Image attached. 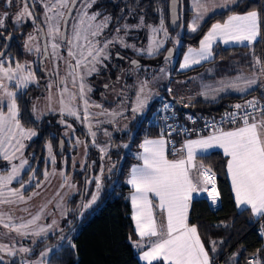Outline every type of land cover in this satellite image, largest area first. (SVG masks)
<instances>
[{
  "label": "snow or ice",
  "instance_id": "6c2138e0",
  "mask_svg": "<svg viewBox=\"0 0 264 264\" xmlns=\"http://www.w3.org/2000/svg\"><path fill=\"white\" fill-rule=\"evenodd\" d=\"M97 0H85V5L78 11L77 21L71 25L72 32L70 36H65L61 32V22L65 26L68 25V17H71L72 8L75 7L76 0H49L44 4L45 21L47 23V36L50 38V47L52 48L51 57L55 59H64L59 56L60 43L55 42L57 38L63 42L67 41V55L74 60L75 63L68 62L67 76L72 77L73 86L79 80V98L83 101V119L81 122H88L91 114L88 112L90 107L89 101L86 98V84L85 77L98 71L96 65L102 64L103 60L109 59V54L106 49L109 45L120 43L123 47H131L138 54L146 52L148 56H155L160 48L163 47L164 40H157L159 33L163 32L165 38L168 37V31L164 26L163 15H161L160 24L158 27L145 25L143 17H141L140 24L137 28L148 27L150 29L149 43L146 49L136 48L135 45H128L122 37H114L110 40H105L100 46V41L96 39L101 36L104 29L108 26L110 17L105 16L103 20L96 23L97 17L101 15L100 12L89 14L87 9L91 8ZM235 0H222V4L217 5L216 0H193L195 16L193 23L188 25L191 32H197L200 20L215 6H227L229 3H234ZM5 6L13 5V0H4ZM176 0H173V12H175ZM66 10V11H65ZM51 12L53 15H48ZM33 13L30 11L26 0H22V8L15 16V23L19 24L22 19L32 18ZM7 13H0V29L5 27V20ZM176 17H173V24H176ZM262 21H264V14L258 13L256 10L247 11L243 15L233 14L228 16L223 23H215L212 25L208 33L200 41L199 50L189 49L188 53L183 58V63L180 65L181 69H187L192 65L200 64L202 61L209 60L212 55L213 44L216 41H222L224 44H245L251 46L257 42V38L261 37ZM33 23L35 20L33 19ZM179 26V25H177ZM125 30L129 28L124 26ZM40 31H43L40 29ZM117 33L120 28L116 29ZM3 36V33H0ZM6 40H11V35L5 37ZM36 37L29 35L25 41L24 48L28 52H36L40 54L41 49L38 45H33L31 42ZM178 43V42H177ZM8 47L7 44L4 45ZM171 55V50H169ZM44 55L47 58V46L44 49ZM119 55V54H117ZM5 56L4 52H0V57ZM122 59V57H120ZM169 57H165L167 63ZM132 64L136 69H139L137 61L133 60ZM255 64L261 66V74L264 75V61L260 59L255 60ZM83 68L84 72H80ZM161 71H164L161 69ZM59 75L58 66L55 72ZM67 76L62 83L64 87L60 89V115L81 120L80 111L73 106V101L76 99L75 93H69L66 86ZM119 79V78H118ZM5 81L13 83L17 91L11 90ZM35 73L31 70L29 64H21L17 62L15 67L8 63L5 66L4 61H0V157L3 160L12 164L14 159H17V153H20L25 147L22 142L24 139H31L36 135V132L31 129H25L21 124L20 108L18 106V91L27 89L29 84L35 83ZM220 87L206 86L209 91L201 92L200 95L206 99L209 93L212 94V99H215L216 94L231 89L236 92L244 93L253 89L257 85L255 78L243 79L237 77L233 81L227 83L220 82ZM49 89L52 85L49 84ZM107 88L108 85H105ZM147 81H141L135 93V100L130 107H122L120 111H112L105 113L112 117L109 123H115L120 118L127 119L126 113L130 111L133 118L138 113L147 109L148 103L151 99L150 91ZM87 91H91L87 88ZM171 93L172 89H168ZM65 93H69V98L66 100ZM24 93H21L23 95ZM127 99V96L124 97ZM192 98H189V102ZM49 112L56 110L51 107L52 97H48ZM183 98H180V102ZM6 102V103H5ZM94 107H102L101 105H91ZM190 104H184V107H189ZM6 107V111L4 108ZM168 104H163L162 108L152 110L151 116L144 112L141 117V126L144 124L158 123L161 117L158 113L169 110ZM234 111L226 113L221 121H227L229 124H236L237 126L231 130H225L218 126L215 121H212V132L207 136H198L196 139L186 140L179 152V158L169 159V152L167 145L171 144V137L175 131L173 125L167 124L168 117H163L165 120V127L161 129L159 138L148 139L145 138L140 144L142 152L137 157L142 161V165L133 167L131 169L130 178L127 183L131 185L134 194L131 196L132 207L135 214L132 219L136 222L137 235L143 239L145 237H156L157 239L151 242L150 250L146 251L141 259L145 260L147 264L153 262H163V264H210L208 251L202 243L198 229L195 225H190L188 222V213L190 202L193 199V193L206 191L211 199L212 204H216L219 199V192L216 190V176L211 167L206 166L203 160L210 157L202 156L200 154L208 153L211 150H222L223 156L227 158V174L231 179L232 190L235 193V201L238 207L246 206L251 208L254 216L264 217V104L257 99L246 101L244 105L236 104ZM251 109V111H249ZM33 106V112H35ZM174 115V114H173ZM187 119L195 123L193 117L188 116ZM238 121L240 123H238ZM61 124H66L64 119L59 121ZM205 121V125H208ZM68 128H72L71 124H66ZM88 132L92 137V143L95 144L96 132L92 130V125L88 123ZM74 131V129H73ZM105 135H108L105 130ZM79 144L81 141L76 140ZM63 142H61V146ZM87 148V145H85ZM127 147V145H125ZM48 156L50 163L55 164V157L51 144L47 145ZM101 153L106 152V148H100ZM177 151H173L171 155L176 156ZM28 164L26 159H22L17 166L12 164L11 171L6 175L0 174V206L5 204H13L17 202L26 203L24 196L25 184L19 180L22 170ZM195 172V176H193ZM47 171H45V179H47ZM61 175L65 174L61 172ZM103 166H101L100 175L87 180V184L95 183L96 191L91 194L90 200L82 204L83 209L90 208L92 204L98 199L102 187ZM35 178V172L29 177V183ZM13 181L20 184V188H12ZM65 184H67V176H65ZM211 186L209 189L208 186ZM40 185L37 184L36 187ZM71 187V185H69ZM29 197L28 199H30ZM153 198L157 203L154 205ZM62 205L58 204L57 207ZM154 207L160 210L161 214H166V223L162 217L158 224L154 215ZM26 211V209L24 210ZM44 208L40 212L32 216L26 222L16 224L13 222L11 215L0 212V225L10 231H15L17 235L22 238L32 237H47L52 226L59 229L58 222L52 221V225L44 226L39 224L42 219ZM66 219V212L62 213ZM264 235V232L261 233ZM60 240L67 243V247L63 248L65 253L75 250V243L69 237L61 235ZM35 242V241H34ZM212 250L215 251V242H212ZM18 252L30 253L31 249L21 247L18 250H13L5 245H0V252H4L8 256H15ZM42 260L38 264H51L48 259L50 255H58L57 248L53 247L41 254ZM63 264V260L60 261ZM248 264H260L259 261H248Z\"/></svg>",
  "mask_w": 264,
  "mask_h": 264
},
{
  "label": "trees",
  "instance_id": "16d2710c",
  "mask_svg": "<svg viewBox=\"0 0 264 264\" xmlns=\"http://www.w3.org/2000/svg\"><path fill=\"white\" fill-rule=\"evenodd\" d=\"M109 1V0H107ZM113 3L108 6H102L103 11L111 14L118 22L112 28L121 25L123 18L127 13H139L146 23L156 25L163 15L164 23L168 28V2L169 0H111ZM179 4L180 27L186 28L188 25L191 11L189 8L190 0H177ZM120 8L124 9L121 14ZM256 10L264 14V0H237L236 4L225 11L216 13L208 17L193 34H183L178 47L177 66L189 48H197L200 40L208 33L215 23H222L228 16L237 13H243ZM179 27V28H180ZM178 28V29H179ZM169 30V29H168ZM171 32V31H170ZM174 32V31H173ZM248 51L247 47L221 48L214 50V56L211 61L199 66L190 68L185 71H178L177 75L181 79H187L197 74L205 66L230 60V64L239 61V55ZM252 51L257 57L264 60V21H262L261 37L254 43ZM234 58V59H233ZM226 63V62H224ZM261 85L246 94L225 95L213 102L202 100L193 101L187 111L202 112L205 114H219L228 110L233 104L247 101L255 96L261 97ZM143 126H146L144 124ZM141 124L137 125L131 121L123 130L120 129L110 137V148L101 156L98 151H88L86 163L81 171L72 174L73 182L79 183L81 187V177L85 169H89L87 180L100 175L101 166H103L102 187L100 190V200L91 209V211L81 214V218L73 229L69 232H62L61 235L69 236L75 232L71 240L75 243V250L65 253L62 245L57 251L58 255H51L49 260L51 264H140L137 253H135L132 242L137 241L138 237L134 229L131 218V205L128 196L131 188L125 183L130 166L136 163L134 156L139 143L145 138H155L159 133L149 130ZM122 131V132H121ZM127 145V148L125 147ZM29 154V153H28ZM32 162H38L40 166L36 170V175L40 176L44 166L45 153H35L30 155ZM210 157L203 162L206 166L211 167L216 176V186L219 192L220 206L216 209L209 208L204 199L193 200L188 213V222L195 225L205 249L208 251L211 264L221 262L226 254L233 251L237 252V258L234 264H245L246 259L258 253L264 256V249L261 246V240L257 237L255 228H252L255 222H251L250 213L247 209L237 210L231 193L228 176L226 158L218 151L210 152L205 155ZM57 166L59 163L66 164L68 175V166L70 156L55 157ZM77 166V165H76ZM32 172L29 168L24 177ZM23 177V178H24ZM86 180V181H87ZM95 190V183L85 184V191L82 201H79L80 192L73 195L68 205L71 208L82 203ZM71 219L76 212L71 211ZM68 216V215H67ZM264 222V217H263ZM215 242V251L212 250V242ZM62 242L59 235L49 236L43 241L38 242L36 248L44 243ZM36 252L34 253V256ZM153 264H163V262H154Z\"/></svg>",
  "mask_w": 264,
  "mask_h": 264
},
{
  "label": "rangeland",
  "instance_id": "374dc122",
  "mask_svg": "<svg viewBox=\"0 0 264 264\" xmlns=\"http://www.w3.org/2000/svg\"><path fill=\"white\" fill-rule=\"evenodd\" d=\"M216 4L220 5L222 4V0H216ZM234 3H229L226 7L225 6H215L213 7L199 22V26L210 16L221 12L227 8H230L233 6ZM85 5V0H80L79 3L76 5L74 13L70 20L68 21V25L66 27V33L65 36H70L72 32L71 25L77 21L78 11L82 9V7ZM94 5V4H93ZM92 5V7H93ZM91 8H88L87 11L89 14L94 13V10ZM66 11V10H65ZM190 11L192 12V17L189 21V24L193 23V18L195 16V10H194V4L193 0H190ZM97 12V11H95ZM99 12V11H98ZM101 13V12H100ZM130 12V15L123 20L121 25H119L117 28H120V32L117 33V31L107 33V30H109V26H107L102 35L97 37L100 41V46L103 45V42L105 40L113 39L114 37H122L126 44L128 45H135L136 48L139 49H146L149 43V37L151 35L150 29L148 27L143 28H137L136 26L140 24L141 15L139 13ZM101 16V15H100ZM106 15L102 14L101 18L99 16L97 17L96 23H99ZM144 24L151 25L153 27H158L160 22H158L156 25L148 24L145 22L143 18ZM44 22L46 23L45 19ZM47 24V23H46ZM62 24V22H61ZM188 24V25H189ZM128 25L129 28L125 30L124 26ZM165 28L168 31V37L165 38L163 32L159 33L156 37L157 40H164L163 47L160 48L159 52L155 56H148L146 52L142 54H138L135 52L131 47H123L120 43H114L112 45H109V47L106 49V51L109 54V59L103 60L102 64H97L96 67L98 71L93 72L91 75H88L85 77V84H86V98L89 101L90 107L88 108V112L91 114L90 120L88 122H81L83 119V101L79 98V80H77V83L75 86H73L72 83V77H71V88L66 83L67 88L69 89V93H75L76 99L73 101V106L78 108L81 115V120H76L75 118H72L75 121V124H73V128L75 131H83L84 136L86 138L80 137L77 133L71 132L70 133H63V136L65 139L69 138L68 144L70 145V148L67 151V155L70 156V164L68 166L69 174L66 175V164L65 163H59L57 166V161L55 159V164L50 163V158L48 156V152L45 153L44 156V166L42 167V172L40 173V176L37 178L35 173V178L32 179L31 183H29V177L33 175V171L35 172V169L31 172V174L27 177L26 181H24L25 184V190H24V196L27 200L26 203L23 202H17L13 204H5L0 206V212H3L5 214L11 215L13 218V222L16 224H19L21 222H26L32 218V216L36 215L38 212H40L41 208H44L42 219L39 221V224L48 226L52 225V221L56 220L58 222L59 229H62L64 231V216L62 213L66 214L69 211V205L68 202L71 201V198L73 195H76L78 192H80V186L79 183L73 182L72 174L76 171V167H78L77 171H81L82 168H84L86 161V157L88 155V149L91 148V146H95L97 151L100 153L101 156H104L105 153L110 148L109 144H93L92 143V137L89 135L88 132V123L90 122L92 125V130L96 132L95 140L104 137L109 138L110 136H113L114 132L109 133L108 135H105V128L106 126L110 127L111 125H115V123H120L124 118H120L115 123H109L110 120H112L111 116H108L105 113V110L107 112L112 111H120L122 107H130L132 102L135 100V93L139 87V84L141 81H147L148 82V88L146 91H150L151 93V99L148 103L147 109L142 111L141 113H138L135 118H133V114L128 111L126 113L127 119H130L133 121L136 126L141 124V117L144 115V112H147L148 115H150L151 110L156 106V104L163 98L169 99L173 102L180 101V97H178V94L182 91H185L186 88L189 89V84L192 83L194 80L198 79L199 76H194L192 80L189 81V79H181L177 75V72L181 69L180 65L183 63V61L177 66V60H178V47L181 42V38L183 34L186 32L187 34H192L194 32H191L188 28L180 27L174 32H170L167 28L166 23H164ZM61 27V25H60ZM116 28V29H117ZM211 29V28H210ZM259 38V37H258ZM257 38V39H258ZM61 47L60 51L63 49H67V41H60ZM178 42V43H177ZM217 42L222 41H216L213 44V48L216 45ZM64 43V44H62ZM234 44H227L225 45L230 46ZM241 45H247L241 44ZM223 46V48L225 47ZM65 47V48H64ZM190 49V48H189ZM184 53V56L188 53V50ZM199 50V48H191ZM169 50H171V55ZM117 53L119 61L117 62V69L114 71L112 69V65L110 63L114 62L113 54ZM116 54V55H117ZM168 56L169 60L166 63L165 57ZM122 57V59L120 58ZM135 60L139 64V69H136L135 66L132 64V61ZM74 64L75 61L71 60ZM204 62V61H202ZM201 62V63H202ZM197 65V64H196ZM195 66V65H192ZM191 66V67H192ZM190 68V67H189ZM163 69L164 71H161ZM188 69V68H187ZM256 74L258 83L257 85L264 84V75L261 74V69ZM80 72H84V69L81 68ZM104 72L110 73L111 76L117 75L119 77V82L116 83L115 86H110L108 88V91L101 89V84L106 79H104ZM243 79L244 76L242 77ZM234 78L233 80H235ZM230 80V81H233ZM193 85V84H192ZM65 85L64 83H59L57 85V97L60 100V89L63 88ZM87 88H90L91 91H87ZM171 88L172 91L169 93L168 89ZM236 92V91H235ZM69 93H65V99L67 100L69 98ZM125 95L127 96V99H125ZM48 96V95H47ZM194 96V93H191V97ZM58 100V107L59 110L60 104ZM47 101V103H46ZM106 102L110 103H117L115 107L112 109H105L103 107H94L91 105H101ZM53 100L51 103V107L54 106ZM31 107L35 106L36 111L32 112V116H34L36 119H38L44 111L49 109V100H45L42 104L37 103L36 101L34 103H30ZM49 111V110H48ZM61 120V119H60ZM76 123L78 125H76ZM60 124V131H64L67 129L66 124ZM66 126V127H65ZM106 128V130L108 129ZM146 128V126H143ZM235 127L231 128L234 129ZM72 129V128H71ZM122 128L121 130H123ZM228 129V130H231ZM109 130V129H108ZM107 130V131H108ZM122 132V131H121ZM159 138V136H156L153 139ZM79 139L81 143L77 144L76 140ZM110 139V138H109ZM28 139H24L22 142L25 145V141ZM87 145V148L85 147ZM25 148V147H24ZM24 148L20 153H17V159H14L12 161V164L19 165L22 159H26L28 161V164L25 165V168L22 170L20 176L18 177L19 180H21L23 174L29 169L30 162L24 155ZM100 148H106L105 153H101ZM142 152V149H137L135 153L132 155L134 156L136 163L142 165V161L138 160L137 157ZM54 157L56 156V153H53ZM2 158V157H1ZM169 159H175L179 158V155L175 157H168ZM3 159V158H2ZM12 164H9L8 161L2 160V166L5 168L6 172L0 174L6 175L9 171H11ZM77 165V166H76ZM45 171H47V179H45ZM61 172H63L65 175L62 176ZM65 176H67V184H65ZM128 180V178H127ZM17 181H13L11 187L15 188L14 186ZM39 184V187H36V185ZM71 185V187L69 186ZM20 186L17 187L19 189ZM96 191V187L94 192ZM31 197L30 199H28ZM91 196L87 197L82 203L79 205L77 204V207L73 206L71 208V211L77 212L79 209V206L82 204L87 203L90 200ZM130 205L131 203V196H129ZM100 200V193L98 195V199L94 204L91 205L90 208L87 209H80L79 212V219L81 218V214H84L86 212L91 211V209L98 203ZM154 205L157 203L156 199L153 198ZM62 205L61 207H57V205ZM250 213V220L251 222H256L263 217L254 216L251 212L250 207L244 206ZM133 208V207H132ZM26 209V211H24ZM135 214V210H132L131 218ZM154 215L157 220V223L159 224L161 222L162 217L166 216V214H161L160 210L158 208L154 207ZM67 216V215H66ZM166 221V217L164 218V222ZM136 224V222H135ZM264 225V222H263ZM75 229H73L74 231ZM69 232V229L67 230ZM62 232L56 229V226H52V228L49 230V235L47 237L54 236L56 234L61 235ZM66 233V232H65ZM137 233V232H136ZM75 232L69 234V239H71L72 236H74ZM47 237H32L29 236L27 238H22L21 236L17 235L15 231H10L9 229H4L2 225H0V245H5L9 248H12L13 250H18L21 247H27L31 249L30 253H21L17 251V254L15 256H8L4 252H0V264H38L42 260L41 253L51 249L53 247L57 248V251L60 250L62 245H67L66 242H60L55 243L51 246H48L46 248L41 249V247L36 248V245L38 242L43 241ZM137 241L132 242V247L137 253V256L141 258L144 253L148 250H150L151 242L155 241L156 237H145L141 239L137 235ZM5 242H2L4 241ZM35 241V242H34ZM36 252V255L34 256V253ZM237 252L233 251L231 253L226 254L225 258L218 262V264H231L232 261L235 262L237 258ZM51 256V255H50ZM49 256V257H50ZM48 257V259H49ZM210 258V257H209ZM143 264H147V262L143 259H140ZM154 263V262H153ZM211 263V259H210ZM234 264V263H233Z\"/></svg>",
  "mask_w": 264,
  "mask_h": 264
},
{
  "label": "flooded vegetation",
  "instance_id": "af4514ba",
  "mask_svg": "<svg viewBox=\"0 0 264 264\" xmlns=\"http://www.w3.org/2000/svg\"><path fill=\"white\" fill-rule=\"evenodd\" d=\"M79 1L77 2V4L79 3ZM26 2L28 3L30 11H32L33 13V17L22 19L19 22V24H17L14 22L15 16L22 8V0H13V5L10 7L5 6L4 0H0V13H5V12L7 13V19L5 20V27L0 29V33H3V36H0V52L4 51L5 53V56L0 57V61H4L5 66H8V63L11 62V65L13 67H15V64L17 62L21 64H29L31 66V70L35 73L36 82L29 84L27 89H21L18 91L17 103L20 108V119H21L22 126L25 129H31L36 132L35 136L25 141V148H24L25 150L24 155L30 162L29 168H32V171L33 169H35V173H36V170L40 166V164L38 162L33 164L32 157L30 156L31 154L47 153L48 144H51L53 153H56V150L58 147V140L61 138L63 139L64 145H65V151L63 155L65 156L67 155V151L70 148V145L68 144L70 139L69 138L65 139L63 136V133L71 134V132H75L82 138L83 137L86 138V136H84L82 129L81 131H75V129L73 128L74 127L73 124H75V121L71 117H68L66 115L62 117L60 115L59 110L57 109L59 99L56 94L57 93L56 88H57V85H59V83H61L64 80V78L67 76V71H68L67 65H68V62L71 61V58L68 57L67 49L65 47H64L65 49L61 51L58 50L59 56L64 57V59L54 60L50 55L52 53V48L50 47L51 40L47 36V24L44 22V19H45L44 4L48 3L49 0H26ZM52 2L54 3L55 0H52ZM111 3H113L111 0L109 1L97 0V2L92 7L94 12L99 11L101 12V16L102 14H104L111 18L108 23V26H109V30H107L108 34L110 32L114 33L116 31L117 27L116 28H112V27L114 24L118 22L117 18L115 19L111 14L107 12L105 13L104 12L105 10L103 11L102 6L104 5L108 6ZM75 7H74V10H75ZM119 10L121 11V14H123L124 9L120 8ZM48 15L51 16L53 15V13L49 12ZM129 15H130V12L127 13V17ZM101 16H99V18H101ZM33 19L35 20V23H33ZM60 28L62 29V24ZM40 29H42L43 31H40ZM30 34L36 37V39L33 40L31 43L33 45H38L40 47L41 49L40 54H37L34 51L30 53L25 50L24 44ZM9 35H11L12 39L6 40L5 37ZM60 41L61 40L58 37L55 42L61 43ZM5 44L8 45L7 48L4 47ZM46 46H47V52L49 54L47 58L44 55V49ZM116 54L117 53L113 54L114 62L110 63V64H113L112 69L114 71H116L117 62L119 61L118 55ZM57 66H58L59 75L55 74ZM103 76H104V79L106 80L102 82V84L100 85L101 89L106 90V92H110L108 91V88L110 86H115L116 83L119 82V79H118L119 77L117 75L111 76L110 73L108 72H104ZM66 83L71 88V77L70 76H67ZM5 84H7L11 90L17 91L13 83H9L8 81H5ZM49 84L52 85L51 89H49L48 87ZM105 85H108V87L106 88ZM21 93H24V94L21 95ZM2 94H3L2 90H0V95ZM50 95L52 97L53 102H55L52 108L55 109L56 111L49 112L48 110H46L38 119H36L34 116H32L33 108L31 107L30 103L31 102L34 103L36 101L37 103L42 104L45 100H47V98ZM107 104L108 103L104 102L102 104V107H105ZM4 110L5 111L7 110L6 107L4 108ZM60 119H64L67 124H71L72 129L67 127V129H65L64 131H60V124H59ZM129 122H131L130 119H123L120 123H115V125H111L110 127L106 126V128L108 127L109 129V130L107 129L108 130L107 132L115 133L118 130L120 131V129L125 128V126L129 124ZM76 125L78 124L76 123ZM95 142L96 144L102 145L105 143L111 146L109 138L105 139L103 136L96 139ZM88 150L97 151L95 146H91V148H89ZM2 160L3 159L0 157V172L5 173L6 170L2 166ZM24 174L21 178V181L23 182L26 181L27 177L31 173H29L25 177H24ZM36 177L38 178L39 176L36 175ZM14 186H16L15 188H17L18 186H20V184L16 183ZM71 214L73 215V213H71V205H70L69 211L66 214L68 216L64 220V223H63L65 232H67V230L70 229V225L75 218H77V223H78L79 213L75 215L74 217H72V219H71ZM4 229H7V228H4ZM60 236L61 235H59V238ZM2 242H5V240ZM51 244H54V243H51Z\"/></svg>",
  "mask_w": 264,
  "mask_h": 264
},
{
  "label": "crops",
  "instance_id": "0c3cea01",
  "mask_svg": "<svg viewBox=\"0 0 264 264\" xmlns=\"http://www.w3.org/2000/svg\"><path fill=\"white\" fill-rule=\"evenodd\" d=\"M236 2H237V0H235L233 6L236 4ZM233 6H231L230 8H232ZM189 8H190V2H189ZM230 8H227V9H230ZM227 9H225V10H227ZM225 10H223V11H225ZM245 13L246 12L237 13V14L238 15H243ZM191 17H192V12H191V16L189 18V21H190ZM227 18L225 20H227ZM189 21H188V24H189ZM254 43L251 46H249V45H241V44H234V45H230V46H227L226 47L225 46L226 44H224L223 42H217L216 45L214 46V48H212L213 55H212V57L209 60L204 61V62H202L200 64H197L195 66H192L190 68H193V67L199 66V65H201L203 63H206L208 61H211L213 59V56H214V50L217 47H221V48H223V46H225L224 48L247 47L248 51L246 53H244L243 55H239V61L233 62V64H230V62H229L230 60H227V61H224L226 63H224V62L223 63L222 62H217L215 64L207 65L202 70H200V72H198L197 74H194L193 76L187 78L190 81V80H192V78L194 76H199L198 79L194 80L192 83L189 84V89L186 88L185 91H182V92H180L178 94V97L183 98V101L180 102L178 100L176 103H179V105L181 107H184V104H190L193 101H197V100H202V101H205V102H213V101H216V100H218L219 98H221V97H223L225 95H239V96H242V95L246 94L247 92L255 89L256 87H258L259 85H256V86H254L253 89H250L249 91L244 92V93L235 92V91H233L231 89H227L225 91H222V92L216 94L215 99H212V94L211 93H209V97L207 99L204 96L200 95L201 92L209 91V89L206 86L220 87L221 86V83L220 82L223 81V82L227 83L230 80H233L234 78H237V77H243L244 76L245 79L255 78L257 80V83H258V79H257L256 74L260 71L259 69H261V66L259 64H255V60L256 59H259V58L257 57V54L252 51V48H253ZM199 47H200V42H199V45H198L197 48H199ZM183 58H184V55L180 59L179 64L183 61ZM262 61H264V60H262ZM190 68H188V69H190ZM188 69H185V70H188ZM185 70H180V71L182 72V71H185ZM260 85H261V91H262L263 83L260 84ZM192 92L194 93V96L193 97H191V93ZM262 93L263 92H261V94ZM189 98H192L190 102H189ZM254 98L255 99H259L260 97L258 98V96H255V97H253V98H251L249 100H252ZM245 103H246V101L241 102V104H245ZM116 104L117 103H110V102H108V104L105 107H103V108H105V109H107V108L108 109H112L113 107H115ZM231 128H233V127H231ZM231 128H227L225 130H228V129H231ZM209 134H211V133H209ZM209 134H206V135H203V136H207ZM196 138H198V137L190 138V139H196ZM149 139H153V138H149ZM143 140L139 143V149H140V144L143 143ZM186 140H189V139L183 140L180 143V148H181V146L183 145V143ZM213 151H218V152H220L223 155L222 150H220V149L211 150L210 152H213ZM210 152L203 153V154H200V155L205 156V155L209 154ZM177 155H179V152H178ZM226 160H227V158H226ZM136 166H140V164L135 163V164H132L130 166L128 175H127V177L125 179V183L131 188V192H130L129 196H132L134 194V190L132 189L131 185H129L127 183V178L128 179L130 178L131 169L133 167H136ZM193 176H195V172H193ZM227 176H228V181H229L231 193H232V196H233V200L235 202V206H236L237 210L241 211V210L246 209L244 206L238 207L236 205L235 193L232 190L231 179H230V177H229L228 174H227ZM208 187H209V189L211 188L210 185ZM216 190H217V186H216ZM129 196H128V200L130 199ZM196 199H204L207 202L209 208H211V209H216V208H218L220 206V198L217 200L216 204L213 205L212 202H211V199L208 196V192H206V191H200V192L193 193V199L191 200L190 205H191L192 201L193 200H196ZM129 203H130V200H129ZM132 210H133V208H132V205H131V211ZM165 217L166 216H164V218ZM132 221H133L134 229H135V232H136V224H135V221L133 219H132ZM165 223H166V221H165ZM137 257H138V260H139L140 264H143L141 262V260H140L141 258L139 257V255ZM233 263L234 262L232 261L231 264H233Z\"/></svg>",
  "mask_w": 264,
  "mask_h": 264
},
{
  "label": "built area",
  "instance_id": "2783aa9c",
  "mask_svg": "<svg viewBox=\"0 0 264 264\" xmlns=\"http://www.w3.org/2000/svg\"><path fill=\"white\" fill-rule=\"evenodd\" d=\"M262 92H263L262 96L257 100H259L261 104H264V84L262 86ZM163 104H168L170 106L169 110L159 112L158 116L161 117V119H159L158 123L146 124V128L149 130L157 131L160 134L161 129L165 127V120L163 119V117H168L166 123L173 125L175 129L171 137H167V133H165L166 139H171L172 141L171 144L167 145V149L169 152L168 157H175L171 155V153L173 151H177L180 149V143L183 140L195 138L198 136H203L211 133L212 121H215L218 126H221L224 129L237 126L236 124H229L227 121L224 122L221 121V118L224 117L226 113L235 110L234 106L236 104L232 105L228 110L223 111L219 114H205L202 112L187 111V109L184 107L181 106L178 107L176 105L177 103L169 99L163 98L156 104V106L152 110L162 108ZM240 105H244V104H240ZM249 111H251V109H249ZM151 112L149 116H151ZM188 116L193 117L195 123H192V121L187 119ZM205 121L209 122L207 126L205 125ZM238 123L240 122L238 121ZM252 228H255L256 235L261 240V246L264 249V235L261 234L262 232H264L263 218L256 221ZM250 260L259 261L260 264H264V256L262 257L258 253L249 256L246 259L245 264H248V261Z\"/></svg>",
  "mask_w": 264,
  "mask_h": 264
},
{
  "label": "water",
  "instance_id": "95a60500",
  "mask_svg": "<svg viewBox=\"0 0 264 264\" xmlns=\"http://www.w3.org/2000/svg\"><path fill=\"white\" fill-rule=\"evenodd\" d=\"M78 1L79 0H76V4H77ZM73 11H74V8H72V13H73ZM178 14H179V4H178V1L176 0L175 12H173V0H169V2H168V29L171 32L176 31L180 27V19H179V15ZM174 15L176 17H178V19H176V24L175 25L173 24V17H174ZM69 18L70 17H68V20H69ZM177 25H179V26H177ZM61 32L64 35L66 33V26L63 24V22H62ZM176 105L178 107L180 106L179 103H177ZM61 142H63V145L62 146H61ZM64 151H65L64 141H63V139L60 138L58 140V147H57V150H56V156L57 157L63 156L64 155ZM88 177H89V169L86 168L84 175L81 177L80 195H79V198H78L79 201H82V199H83L84 191H85V184H86V180H87ZM80 209H81V207L79 206V209L76 212V215L80 212ZM76 224H77V218H75L73 220V222L71 223L69 231L72 230L75 227ZM49 245H50L49 242H46L43 245H41L40 247H41V249H43V248L48 247Z\"/></svg>",
  "mask_w": 264,
  "mask_h": 264
},
{
  "label": "bare ground",
  "instance_id": "6f19581e",
  "mask_svg": "<svg viewBox=\"0 0 264 264\" xmlns=\"http://www.w3.org/2000/svg\"><path fill=\"white\" fill-rule=\"evenodd\" d=\"M237 104H241V103H237ZM234 105V104H233Z\"/></svg>",
  "mask_w": 264,
  "mask_h": 264
}]
</instances>
